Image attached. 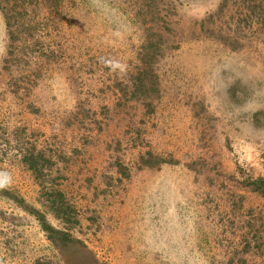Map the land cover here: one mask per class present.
Listing matches in <instances>:
<instances>
[{"label":"rangeland","instance_id":"374dc122","mask_svg":"<svg viewBox=\"0 0 264 264\" xmlns=\"http://www.w3.org/2000/svg\"><path fill=\"white\" fill-rule=\"evenodd\" d=\"M0 264H264V0H0Z\"/></svg>","mask_w":264,"mask_h":264}]
</instances>
